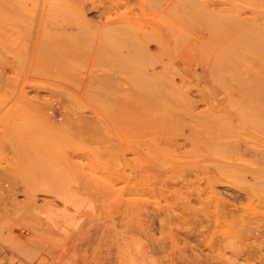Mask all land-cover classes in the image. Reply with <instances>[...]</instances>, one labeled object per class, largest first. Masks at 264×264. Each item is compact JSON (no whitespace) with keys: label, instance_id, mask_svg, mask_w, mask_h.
<instances>
[{"label":"rangeland","instance_id":"rangeland-1","mask_svg":"<svg viewBox=\"0 0 264 264\" xmlns=\"http://www.w3.org/2000/svg\"><path fill=\"white\" fill-rule=\"evenodd\" d=\"M0 262L264 264V0H0Z\"/></svg>","mask_w":264,"mask_h":264},{"label":"built area","instance_id":"built-area-1","mask_svg":"<svg viewBox=\"0 0 264 264\" xmlns=\"http://www.w3.org/2000/svg\"><path fill=\"white\" fill-rule=\"evenodd\" d=\"M0 264H8L7 262H0Z\"/></svg>","mask_w":264,"mask_h":264},{"label":"bare ground","instance_id":"bare-ground-1","mask_svg":"<svg viewBox=\"0 0 264 264\" xmlns=\"http://www.w3.org/2000/svg\"><path fill=\"white\" fill-rule=\"evenodd\" d=\"M189 206V205H188Z\"/></svg>","mask_w":264,"mask_h":264}]
</instances>
